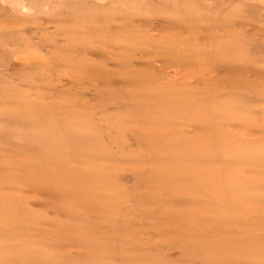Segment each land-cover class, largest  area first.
Segmentation results:
<instances>
[{
  "label": "rangeland",
  "instance_id": "obj_1",
  "mask_svg": "<svg viewBox=\"0 0 264 264\" xmlns=\"http://www.w3.org/2000/svg\"><path fill=\"white\" fill-rule=\"evenodd\" d=\"M10 1L0 264H264V0Z\"/></svg>",
  "mask_w": 264,
  "mask_h": 264
},
{
  "label": "bare ground",
  "instance_id": "obj_2",
  "mask_svg": "<svg viewBox=\"0 0 264 264\" xmlns=\"http://www.w3.org/2000/svg\"><path fill=\"white\" fill-rule=\"evenodd\" d=\"M9 1H10V0H9ZM12 1H13V0H11L10 2H12ZM17 2L19 3L18 0H15V1H14V3H17ZM139 20H140V19H139ZM141 23H142V22H141ZM117 33H118V32H117ZM117 33H115V34H117ZM112 35H113V34H112ZM116 37H118V36H116ZM154 57H155V56H154ZM107 62H108V61H107ZM107 62H106V63H107ZM78 140H79V139H78ZM69 141H71V143H72V140H69ZM65 142H66V141H65ZM72 144H73V143H72ZM41 172H42L43 175H46L45 171H42V170H41ZM39 175H40V174H39ZM45 181H47V179H45L44 182H45ZM17 214H18V213H17ZM17 214H15V215H17ZM28 260H31V259H29V258L26 259V261H28ZM32 262H33V261H32Z\"/></svg>",
  "mask_w": 264,
  "mask_h": 264
}]
</instances>
